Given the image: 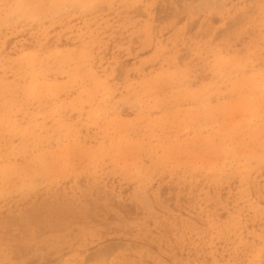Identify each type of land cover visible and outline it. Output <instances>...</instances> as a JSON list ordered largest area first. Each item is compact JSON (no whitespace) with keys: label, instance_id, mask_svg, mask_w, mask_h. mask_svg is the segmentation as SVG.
<instances>
[{"label":"rangeland","instance_id":"374dc122","mask_svg":"<svg viewBox=\"0 0 264 264\" xmlns=\"http://www.w3.org/2000/svg\"><path fill=\"white\" fill-rule=\"evenodd\" d=\"M67 1L0 0V264H264V0Z\"/></svg>","mask_w":264,"mask_h":264},{"label":"bare ground","instance_id":"6f19581e","mask_svg":"<svg viewBox=\"0 0 264 264\" xmlns=\"http://www.w3.org/2000/svg\"><path fill=\"white\" fill-rule=\"evenodd\" d=\"M65 1V0H64ZM67 1V0H66ZM100 1V0H99ZM68 2V1H67ZM92 2V1H91ZM199 2H201V1H199ZM197 3V2H196ZM13 4V3H12ZM36 4V3H35ZM48 4V3H47ZM82 5V4H81ZM32 6V5H31ZM84 6V5H83ZM208 6V5H207ZM221 6V5H220ZM30 7V6H29ZM85 7V6H84ZM95 7V6H94ZM223 7V6H222ZM17 8V7H16ZM26 8V7H25ZM113 8V7H112ZM203 8V7H202ZM21 9V8H20ZM24 9V8H23ZM37 9V8H36ZM44 9H46V8H44ZM43 9V10H44ZM72 9V8H71ZM76 9V8H75ZM30 10V9H29ZM38 10V9H37ZM39 10H40V8H39ZM48 10V9H47ZM64 10V9H63ZM90 10V9H89ZM197 10V9H196ZM49 11V10H48ZM12 12V11H11ZM20 12V11H19ZM44 12V11H43ZM42 12V13H43ZM203 12V11H202ZM18 13V12H17ZM47 13V12H46ZM87 13V12H86ZM30 14V13H29ZM31 15V14H30ZM22 16H24V15H22ZM40 16V15H39ZM30 17V16H29ZM18 18V17H17ZM49 18V17H48ZM29 20V19H28ZM110 25V24H109ZM12 26V25H11ZM98 27V26H97ZM2 29V28H1ZM108 30V29H107ZM99 32V31H98ZM149 38V37H148ZM106 47V46H105ZM66 52V51H65ZM88 52V51H87ZM34 54V53H33ZM63 55V54H62ZM66 55V54H65ZM71 55V54H70ZM72 56V55H71ZM77 56V55H76ZM93 56V55H92ZM28 57V56H27ZM79 57V56H78ZM198 57V56H197ZM219 57V56H218ZM28 58H34V57H28ZM66 58V57H65ZM23 59V58H22ZM71 59V58H70ZM86 59V58H85ZM219 59V58H218ZM236 59V58H235ZM234 59V60H235ZM68 60V59H67ZM215 60V59H214ZM219 60H222V59H219ZM233 61V60H232ZM216 62V61H215ZM40 63V62H39ZM62 63V62H61ZM74 63V62H73ZM64 64V63H63ZM214 64V63H213ZM236 64V63H235ZM20 65V64H19ZM35 65V64H34ZM216 65V64H215ZM33 66V65H32ZM26 68V67H25ZM226 68V67H225ZM23 70V69H22ZM31 70V69H30ZM88 70V69H87ZM211 70V69H210ZM17 71V70H16ZM61 71V70H60ZM18 72V71H17ZM263 72V71H262ZM20 73V72H19ZM76 73V72H75ZM182 73V72H181ZM218 73H220V72H218ZM27 74V73H26ZM32 74V73H31ZM45 74V73H44ZM180 74V73H179ZM21 75V74H20ZM46 75V74H45ZM221 75V74H220ZM41 76V75H40ZM222 76V75H221ZM225 76V75H224ZM32 77V76H31ZM174 78V77H173ZM230 78V77H229ZM236 78V77H235ZM259 78V77H258ZM264 78V77H263ZM37 79V78H36ZM112 79V78H111ZM164 79H166V78H164ZM243 79V82H244V78H242ZM252 79H254V78H252ZM251 79V80H252ZM260 79V78H259ZM87 80V79H86ZM175 80V79H174ZM212 80V79H211ZM248 80V79H247ZM251 80H249V81H251ZM213 81V80H212ZM229 81V80H228ZM4 82V81H3ZM78 82V81H77ZM93 82V81H92ZM241 82V81H240ZM252 82V81H251ZM258 82V81H257ZM165 83V82H164ZM191 83V82H190ZM230 83V82H229ZM11 84V83H10ZM15 84V83H14ZM232 84V83H231ZM234 84V86H235V83H233ZM258 84V83H257ZM19 85V84H18ZM21 85V84H20ZM202 85V84H201ZM249 85H250V83H249ZM256 85V84H255ZM261 85V84H260ZM62 86V85H61ZM89 86H91V85H89ZM211 86H213V85H211ZM210 86V87H211ZM231 86V85H230ZM258 86V85H257ZM62 87H64V86H62ZM98 87H99V85H98ZM204 87V86H203ZM246 87V86H245ZM259 87V86H258ZM12 88V87H11ZM26 88V87H25ZM69 88V87H68ZM104 88V87H103ZM105 88H107V87H105ZM202 88V87H201ZM209 88V87H208ZM219 88V87H218ZM254 88V87H253ZM260 88V87H259ZM205 89V88H204ZM211 89V88H210ZM217 89V88H216ZM255 89V88H254ZM257 89V88H256ZM3 90V89H2ZM27 90V89H26ZM243 90V89H242ZM13 90L11 89V92H12ZM41 91V90H40ZM68 91V90H67ZM66 91V92H67ZM102 91H104V90H102ZM205 91H207L206 89H205ZM23 92H25V91H23ZM198 92V91H197ZM204 92V91H203ZM22 93V92H21ZM49 93V92H48ZM56 93V92H55ZM186 93V92H185ZM36 94V93H35ZM59 94V93H58ZM241 94V93H240ZM189 95V94H188ZM44 96H45V93H44ZM110 96V95H109ZM224 96V95H223ZM242 96V94L240 95V97ZM248 96V95H247ZM256 95H254V97H255ZM28 97V96H27ZM105 97V96H104ZM181 97V96H180ZM243 97V96H242ZM246 97V96H245ZM15 98V97H14ZM45 98V97H44ZM102 98V97H101ZM100 98V99H101ZM108 98V97H107ZM233 98V97H232ZM252 98V97H251ZM77 99H79V97L77 98ZM97 99V98H96ZM152 99V98H151ZM217 99V98H216ZM242 99V98H241ZM157 100V99H156ZM207 100V99H206ZM103 101V100H102ZM151 101H154V100H151ZM239 101V100H238ZM83 102V101H82ZM154 102H156V101H154ZM244 102V101H243ZM248 102H249V100H248ZM26 103V102H25ZM47 103V102H46ZM259 103V102H258ZM7 104V103H6ZM9 104V103H8ZM184 104V103H183ZM252 104V103H251ZM261 104V103H260ZM263 104H264V102H263ZM23 105V104H22ZM25 105H27V104H25ZM39 105H41V104H39ZM150 105V104H149ZM45 106V105H44ZM144 106V105H143ZM152 106V105H151ZM156 106V105H155ZM210 106V105H209ZM235 106V105H234ZM243 106V105H242ZM60 107V106H59ZM228 107H229V105H228ZM30 108V107H29ZM32 108V107H31ZM80 108V107H79ZM116 108V107H115ZM179 108V107H178ZM194 108V107H193ZM206 108V107H205ZM210 108V107H209ZM235 108V107H234ZM233 108V109H234ZM253 108V107H252ZM106 109V108H105ZM198 109V108H197ZM221 109V108H220ZM238 109V108H237ZM247 109V108H246ZM250 109V108H249ZM61 110V109H60ZM92 110V109H91ZM113 110V109H112ZM205 110V109H204ZM235 110V109H234ZM244 110V109H243ZM260 110V109H259ZM39 111V110H38ZM195 111V110H194ZM230 111H232V110H229V112ZM246 111V110H245ZM264 111V110H263ZM76 112V111H75ZM103 112V111H102ZM101 112V113H102ZM144 112V111H143ZM196 112V111H195ZM218 112H220V111H218ZM248 112V111H247ZM250 112V111H249ZM10 113V112H9ZM19 113V112H18ZM32 113V112H31ZM235 113V112H234ZM240 113V112H239ZM257 113H258V111H257ZM81 114V113H80ZM103 114V113H102ZM193 114V113H192ZM203 114V113H202ZM220 114V113H219ZM243 114V113H242ZM249 114V113H248ZM30 115V114H29ZM187 115V114H186ZM259 115V114H258ZM262 115V114H261ZM264 115V114H263ZM192 116V115H191ZM200 116V115H199ZM221 116V115H220ZM219 116V117H220ZM233 116V115H232ZM255 116H256V114H255ZM254 116V117H255ZM194 117V116H193ZM210 117V116H209ZM217 117V116H216ZM248 117V116H247ZM60 118V117H59ZM93 118H95L94 116H93ZM229 118V117H228ZM238 118V117H237ZM149 119V118H148ZM207 119V118H206ZM217 119V118H216ZM236 119V118H235ZM262 119V118H261ZM7 120V119H6ZM31 120V119H30ZM55 120V119H54ZM193 120V119H192ZM230 120V119H229ZM240 120V119H239ZM244 120V119H243ZM25 121V120H24ZM224 121V120H223ZM235 121H238L237 119L235 120ZM235 121H233V123L235 122ZM10 122V121H9ZM55 122V121H54ZM247 122V121H246ZM17 123V122H16ZM29 123V122H28ZM182 123V122H181ZM194 123H196V122H194ZM232 123V122H231ZM7 124V123H6ZM12 124V123H11ZM57 124V123H56ZM187 124V123H186ZM172 125V124H171ZM219 125V124H218ZM233 125V124H232ZM256 125V124H255ZM20 126V125H19ZM34 126V125H33ZM38 126V125H37ZM57 126V125H56ZM140 126V125H139ZM111 127V126H110ZM142 127V126H141ZM196 127V126H195ZM6 128V127H5ZM5 128H3V129H5ZM8 128V127H7ZM133 128V127H132ZM184 128V127H183ZM192 128V127H191ZM210 128H211V126H210ZM233 128V127H232ZM1 129V128H0ZM3 129H2V131H3ZM75 129V128H74ZM103 129V128H102ZM131 129V128H130ZM138 129V128H137ZM217 129V128H216ZM227 129V128H226ZM24 130V129H23ZM184 130V129H183ZM195 130V129H194ZM223 130V129H222ZM232 130H234V129H232ZM243 131H244V129H242ZM1 131V132H2ZM193 131V130H192ZM198 131V130H197ZM202 131V130H201ZM231 131V130H230ZM260 131H262L261 129H260ZM219 132V131H218ZM125 133V132H124ZM196 133V132H195ZM213 133V132H212ZM257 133V132H256ZM261 133V132H260ZM259 133V134H260ZM16 134V133H15ZM28 134H30V133H28ZM49 134V133H48ZM176 135H177V133H175ZM233 134V133H232ZM250 134V133H249ZM252 134H254V133H252ZM262 134H263V132H262ZM54 135V134H53ZM229 135V134H228ZM8 136V135H7ZM29 136H31V135H29ZM32 136H33V134H32ZM166 136V135H165ZM169 136V135H168ZM167 136V137H168ZM191 136V135H190ZM213 136V135H212ZM239 136V135H238ZM34 137V136H33ZM67 137V136H66ZM12 138V137H11ZM15 138V137H14ZM161 138V137H160ZM204 138V137H203ZM32 139V138H31ZM224 139V138H223ZM19 140V139H18ZM243 140V139H242ZM43 141V140H42ZM178 141V140H177ZM186 141V140H185ZM202 141H203V139H202ZM218 141V140H217ZM11 142V141H10ZM34 142V141H33ZM173 143V142H172ZM175 143V142H174ZM11 143H9V145H10ZM73 144V143H72ZM158 144V143H157ZM190 144V143H189ZM31 145V144H30ZM81 145V144H80ZM208 145V144H207ZM215 145H216V143H215ZM21 146V145H20ZM35 146V145H34ZM212 146V145H211ZM253 146V145H252ZM123 147V146H122ZM165 147V146H164ZM189 147V146H188ZM260 147V146H259ZM258 147V148H259ZM13 148V147H12ZM34 148V147H33ZM32 148V149H33ZM66 148V147H65ZM71 148V147H70ZM247 148H249V147H247ZM246 148V149H247ZM264 148V147H263ZM6 149V148H5ZM31 149V148H30ZM227 149V148H226ZM8 150V149H7ZM72 150V149H71ZM106 150V149H105ZM124 150V149H123ZM250 150V149H249ZM257 150V149H256ZM18 151V150H17ZM102 151V150H101ZM215 152H216V150H214ZM220 151V150H219ZM41 152V151H40ZM171 152V151H170ZM218 152V151H217ZM222 152V151H221ZM7 153V152H6ZM237 153V152H236ZM245 153H246V150H245ZM244 153V154H245ZM18 154H19V152H18ZM28 154V153H27ZM149 154V153H148ZM255 154H257L256 152H255ZM260 154V153H259ZM34 155V154H33ZM44 155V154H43ZM48 155V154H47ZM140 155V154H139ZM229 155V154H228ZM227 155V156H228ZM233 155V154H232ZM236 155V154H235ZM235 155H233V156H235ZM14 156H16V155H14ZM13 156V157H14ZM217 156V155H216ZM233 156H231V157H233ZM12 157V158H13ZM60 157V156H59ZM224 157V156H223ZM50 158V157H49ZM205 158V157H204ZM141 159V158H140ZM149 159H150V157H149ZM209 159V158H208ZM216 159V158H215ZM239 159V158H238ZM256 159H259V158H256ZM210 160V159H209ZM68 161V160H67ZM215 161V160H214ZM217 161V160H216ZM229 161V160H228ZM234 161V160H233ZM35 162H36V160H35ZM222 162V161H221ZM52 163V162H51ZM207 163V162H206ZM258 163V162H257ZM30 164V163H29ZM45 164H46V161H45ZM179 164V163H178ZM221 164V163H220ZM196 165V164H195ZM51 166V165H50ZM167 166V165H166ZM179 166V165H178ZM190 166V165H189ZM200 166V165H199ZM19 167V166H18ZM26 167H28V166H26ZM203 167V166H202ZM71 168V167H70ZM212 168V167H211ZM229 168V167H228ZM233 168V167H232ZM184 170V169H183ZM16 171V170H15ZM18 171V170H17ZM149 171V170H148ZM134 172H136V171H134ZM214 172V171H213ZM222 172V171H221ZM61 173V172H60ZM137 173V172H136ZM223 173V172H222ZM5 174H7V173H5ZM213 174V173H212ZM32 175H34V173L32 174ZM221 175V174H220ZM223 175V174H222ZM1 176V175H0ZM30 176V175H29ZM191 176V175H190ZM193 176V175H192ZM8 177V176H7ZM23 178V177H22ZM34 178V177H33ZM28 179H30V177L28 178ZM27 179V180H28ZM140 179V178H139ZM34 180V179H33ZM57 180V179H56ZM225 180V179H224ZM40 183V182H39ZM6 185V184H5ZM8 185V184H7ZM11 185V184H10ZM27 185V184H26ZM35 187V186H34ZM70 187V186H69ZM25 188V187H24ZM23 188V189H24ZM5 191H6V189H5ZM19 191V190H18ZM12 192V191H11ZM32 194V193H31ZM13 195V194H12ZM10 197V196H9ZM8 197V198H9ZM2 200V199H1ZM209 220V219H208ZM120 244V243H119ZM116 246V245H115ZM92 254V253H91ZM259 254V253H258ZM126 255V254H125ZM90 259V258H89Z\"/></svg>","mask_w":264,"mask_h":264}]
</instances>
